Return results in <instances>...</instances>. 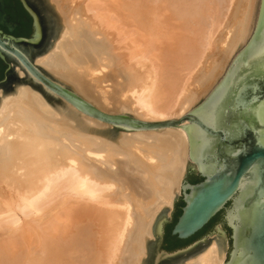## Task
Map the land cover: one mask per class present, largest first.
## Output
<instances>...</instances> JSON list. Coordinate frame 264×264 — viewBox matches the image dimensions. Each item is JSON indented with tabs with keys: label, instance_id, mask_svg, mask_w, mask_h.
I'll return each mask as SVG.
<instances>
[{
	"label": "bare ground",
	"instance_id": "1",
	"mask_svg": "<svg viewBox=\"0 0 264 264\" xmlns=\"http://www.w3.org/2000/svg\"><path fill=\"white\" fill-rule=\"evenodd\" d=\"M50 2L65 25L53 47L32 62L11 46L102 113L145 121L181 117L204 101L260 12L250 34L255 0H220L235 14L226 21L209 0ZM208 10L216 13L206 23ZM0 52L11 66L0 84V264H141L156 216L170 207L169 216L181 192L186 130L100 120ZM209 239L183 264H224L219 236Z\"/></svg>",
	"mask_w": 264,
	"mask_h": 264
},
{
	"label": "water",
	"instance_id": "2",
	"mask_svg": "<svg viewBox=\"0 0 264 264\" xmlns=\"http://www.w3.org/2000/svg\"><path fill=\"white\" fill-rule=\"evenodd\" d=\"M21 1L33 19L32 33L30 37H16L0 31V45L17 56L50 90L89 115L122 129L175 126L186 130L189 157L198 175H186L183 179L181 196L175 198L170 221L167 217L170 207H163L156 216L152 225L156 240L146 239L147 258L141 264H183L208 247L212 240L206 235L214 233L219 236L221 259L225 231L214 227L215 224L229 230L224 264H264V0L248 44L233 58L207 98L181 117L158 121L102 113L40 72L17 48L34 62L53 47L65 25L50 0ZM6 8V1L0 0V26L13 33L18 23L11 19ZM0 58L7 65L3 76L6 78L11 66L1 52ZM220 109L224 112L223 119L215 131L207 130L201 123V115ZM184 120L190 124L181 125ZM196 177L203 179L192 182ZM220 212V218L202 230ZM168 227L179 239H193L182 248L167 251L162 244Z\"/></svg>",
	"mask_w": 264,
	"mask_h": 264
},
{
	"label": "rangeland",
	"instance_id": "3",
	"mask_svg": "<svg viewBox=\"0 0 264 264\" xmlns=\"http://www.w3.org/2000/svg\"><path fill=\"white\" fill-rule=\"evenodd\" d=\"M192 1H196V0H192ZM212 1V2H211ZM234 1V3H236V0H233ZM209 2H210V4L212 3V5H211V8L213 9H215L216 8V11H217V9H218V14H220V16H222V17H224V19H225V21L227 20V18H232V17H234L235 16V14H233L232 13V11H231V9H227V8H225V6L223 5V8H222V4L220 5V4H217L216 5V3H220V0H209ZM215 5V6H214ZM218 5L220 6V7H218ZM232 5V4H231ZM214 6V7H213ZM259 7H260V0H255V7H254V14H253V17H252V22H251V29H250V34L254 31L253 29H254V26H255V23H256V19H257V15H258V10H259ZM208 8H209V10L211 9L210 8V5L208 6ZM221 9V10H220ZM209 10H208V13L207 14H209V15H211V11H212V14H213V16H215V11L214 10H211L210 12H209ZM221 12H220V11ZM220 12V13H219ZM217 14V15H218ZM209 15H207V17L209 16ZM239 15V14H238ZM207 17H205L206 19H207V22L206 23H208L209 22V20L211 19V17H212V15L211 16H209V18H207ZM206 19H204L203 21H206ZM174 21V20H173ZM224 21V22H225ZM229 21V20H228ZM236 25V24H235ZM208 26V25H207ZM224 29V28H223ZM234 29H235V27H234ZM111 32H113V35H114V33H115V31L114 30H111ZM117 34L115 33V35H114V37L117 39V40H119L120 38L119 37H117L116 36ZM116 39L114 40L115 42L114 43H116L117 41H116ZM120 41H118L117 43H116V46L118 47L121 43H119ZM119 44V45H118ZM123 44V43H122ZM242 46V45H241ZM239 47L236 51H235V54H237L241 49H242V47ZM117 52H119L120 54L121 53H123L124 54V56H125V60L126 61H128V59L126 58V56L128 55V53H129V50L128 49H126L125 47H119V49H117ZM234 54V55H235ZM233 55V56H234ZM232 56V57H233ZM119 63V66H120V62H118ZM117 68V67H116ZM5 79V78H4ZM205 98V95L203 96H201V97H199L198 98V100L195 102V104L193 105V106H195L196 104H198V103H200L203 99ZM186 114V113H185ZM127 115H129V113H127ZM130 116V115H129ZM116 131V130H115ZM114 130H112L111 132L112 133H114V134H118L117 132L118 131H116L115 132ZM186 175H198V172H197V170L195 169V166H194V163H193V161L191 160V159H189L188 160V163H187V169H186V172H185V174H184V177H183V179L186 177ZM179 196H181V192L176 196V198L177 197H179ZM173 209H174V206H173V208H172V211H173ZM171 211V212H172ZM168 217V220L170 221L171 220V214L169 215V216H167ZM219 227V229H222L223 231H225V237H226V241H225V248H226V254H227V252H228V249H229V244H228V240H230V236H229V230H227V229H225L221 224H215L214 225V227ZM217 234V233H216ZM215 233L214 234H212V235H206V238H210V236H215L216 235ZM150 240L151 241H155L156 240V238H155V236L154 237H151L150 238ZM145 258H147V254H146V256H145ZM226 258V257H225Z\"/></svg>",
	"mask_w": 264,
	"mask_h": 264
},
{
	"label": "flooded vegetation",
	"instance_id": "4",
	"mask_svg": "<svg viewBox=\"0 0 264 264\" xmlns=\"http://www.w3.org/2000/svg\"><path fill=\"white\" fill-rule=\"evenodd\" d=\"M5 1H6V5H7V8H6L7 12L10 14L11 19L13 21H16L18 23V25L16 26L13 33H9L5 28H2L0 26V31L2 32V34L3 35H5V34L13 35L16 37H30V35L32 33L33 19L30 16V14L28 13V11L26 10V8L24 7L22 1L21 0H5ZM18 1L20 2L21 6L24 9V11L26 12V14L22 13ZM29 23H30V31H28L26 33L25 26H26V24H29ZM44 28H45V26H44ZM3 63L6 65V63L4 61H3ZM5 71H6V69H5ZM4 77H5V72H4ZM4 77L1 80H3Z\"/></svg>",
	"mask_w": 264,
	"mask_h": 264
},
{
	"label": "trees",
	"instance_id": "5",
	"mask_svg": "<svg viewBox=\"0 0 264 264\" xmlns=\"http://www.w3.org/2000/svg\"><path fill=\"white\" fill-rule=\"evenodd\" d=\"M19 6H20V9H21L22 13L26 14V12L22 8L20 2H19ZM25 31H26V33L28 31H30V23L29 24H26ZM6 67L7 66L3 63V60L0 59V79L4 76V72H5ZM202 179H203L202 177H196V178H192L191 181L192 182H198V181H201ZM180 213H181V208L178 209V215ZM221 214H222V212H220L219 214H217L210 221V223L207 224L202 230H205L207 227H209L211 224H213L215 221H217L220 218ZM178 215H177V217H178ZM177 217L175 218V222L177 220ZM192 239H193V237H191L189 239H184V240L183 239H179L177 236L171 234V228L168 227L167 230H166V232H165V234H164L162 247L165 250H167V251H174L176 249H179V248H182V247L186 246L187 244L190 243V241Z\"/></svg>",
	"mask_w": 264,
	"mask_h": 264
},
{
	"label": "snow or ice",
	"instance_id": "6",
	"mask_svg": "<svg viewBox=\"0 0 264 264\" xmlns=\"http://www.w3.org/2000/svg\"><path fill=\"white\" fill-rule=\"evenodd\" d=\"M223 109L211 112H205L201 115L202 125L209 131H215L218 123L223 119Z\"/></svg>",
	"mask_w": 264,
	"mask_h": 264
}]
</instances>
